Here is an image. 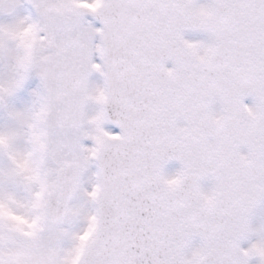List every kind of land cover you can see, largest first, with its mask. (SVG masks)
I'll use <instances>...</instances> for the list:
<instances>
[{
  "label": "snow or ice",
  "instance_id": "6c2138e0",
  "mask_svg": "<svg viewBox=\"0 0 264 264\" xmlns=\"http://www.w3.org/2000/svg\"><path fill=\"white\" fill-rule=\"evenodd\" d=\"M0 264H264V0H0Z\"/></svg>",
  "mask_w": 264,
  "mask_h": 264
},
{
  "label": "rangeland",
  "instance_id": "374dc122",
  "mask_svg": "<svg viewBox=\"0 0 264 264\" xmlns=\"http://www.w3.org/2000/svg\"><path fill=\"white\" fill-rule=\"evenodd\" d=\"M28 10V7L25 5V7H23V8H21L20 9V11H21V13H24V12H26ZM89 19H91V18H89ZM93 23L96 25V26H98L94 21H93ZM36 81L35 80H31V81H29L28 82V84L26 85V87H25V90L24 91H22L20 94H19V97L18 98H16L14 101H13V103L15 104V106L17 107V108H21V107H23L24 106V104L30 99V97L28 96V92L32 89V88H34L35 86H36Z\"/></svg>",
  "mask_w": 264,
  "mask_h": 264
},
{
  "label": "flooded vegetation",
  "instance_id": "af4514ba",
  "mask_svg": "<svg viewBox=\"0 0 264 264\" xmlns=\"http://www.w3.org/2000/svg\"><path fill=\"white\" fill-rule=\"evenodd\" d=\"M94 79H97V78L94 77ZM18 97H19V96H18ZM18 97H17V98H18ZM19 98H20V97H19ZM245 102L250 104V103H251V99L249 98V99L246 100ZM177 167H179V166L172 164L171 166H168V171H169V172L174 171Z\"/></svg>",
  "mask_w": 264,
  "mask_h": 264
}]
</instances>
